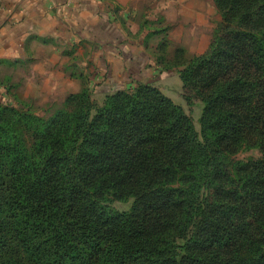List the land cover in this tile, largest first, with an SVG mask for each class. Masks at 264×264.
Masks as SVG:
<instances>
[{
  "label": "trees",
  "instance_id": "16d2710c",
  "mask_svg": "<svg viewBox=\"0 0 264 264\" xmlns=\"http://www.w3.org/2000/svg\"><path fill=\"white\" fill-rule=\"evenodd\" d=\"M213 1L206 51L156 60L199 130L150 81L48 119L0 105V264H264V0Z\"/></svg>",
  "mask_w": 264,
  "mask_h": 264
},
{
  "label": "rangeland",
  "instance_id": "374dc122",
  "mask_svg": "<svg viewBox=\"0 0 264 264\" xmlns=\"http://www.w3.org/2000/svg\"><path fill=\"white\" fill-rule=\"evenodd\" d=\"M159 3L160 0H131L129 5H135L137 11L124 19L112 11L106 27L109 32H105L110 39L105 42L108 41L110 51H115V48L120 50L125 61L128 59L129 68L132 66L131 60H140L142 56L143 59L137 63L140 68L133 69L139 81L155 83L176 103L183 105L199 130L203 104L196 96H193L192 103L187 102L179 68H166L155 76L151 75L150 69L147 70L150 72L148 77H144L142 71L146 72V65L151 61L157 65L156 60L163 59V56L168 61L165 63L168 67L175 60L177 50H183L184 59L204 53L221 22V13L213 0H172L167 13L159 10ZM98 18L102 22V15ZM104 19L109 21L107 17ZM101 35L100 30L95 32V37ZM96 44L99 45L98 41L93 43L92 48L86 44L67 47L65 50L70 54L63 55L47 48L38 58L29 55V59L14 65L0 62V105L48 119L64 106L65 99L71 93L79 92L84 86L90 89L92 98L98 103L107 93L133 87L136 84L134 80L113 77V64L107 61L106 48L96 47ZM259 156L258 150H243L235 159L248 160ZM130 204L117 203L116 206L127 209Z\"/></svg>",
  "mask_w": 264,
  "mask_h": 264
},
{
  "label": "crops",
  "instance_id": "0c3cea01",
  "mask_svg": "<svg viewBox=\"0 0 264 264\" xmlns=\"http://www.w3.org/2000/svg\"><path fill=\"white\" fill-rule=\"evenodd\" d=\"M129 1L131 0H0V62L19 64L29 59V55L38 58L47 48L62 55L70 54V51L65 50L67 47H82V44H86L92 48L93 43L98 41V46L106 48L107 61L113 64V77L128 78L137 83L140 78L133 73V69L140 68L137 63L143 57L131 60L132 66L129 68L128 59L125 61L120 50L115 48V51H110L107 44L110 37L105 34L109 32L106 27L112 11L122 15L123 19L128 14L136 13V6L129 5ZM172 4V0H160L158 8L167 13ZM105 9L107 12H104ZM100 15L102 22L98 18ZM98 30L102 35L95 37ZM58 39L65 41L60 42ZM95 46L98 47L97 44ZM92 56L93 52L91 58ZM146 67V72L142 71L144 77L150 76L147 70L151 69L153 76L162 71L152 61Z\"/></svg>",
  "mask_w": 264,
  "mask_h": 264
}]
</instances>
